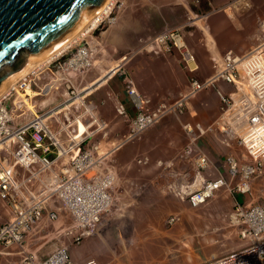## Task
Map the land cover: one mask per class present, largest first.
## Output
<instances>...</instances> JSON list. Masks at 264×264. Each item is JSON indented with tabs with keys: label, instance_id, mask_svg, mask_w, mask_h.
I'll return each instance as SVG.
<instances>
[{
	"label": "crops",
	"instance_id": "1",
	"mask_svg": "<svg viewBox=\"0 0 264 264\" xmlns=\"http://www.w3.org/2000/svg\"><path fill=\"white\" fill-rule=\"evenodd\" d=\"M190 4L191 0H125L110 26L103 32V39H108L112 52L105 74L112 67H118L102 85L94 87L92 84L104 75L92 81L88 87L92 85L94 89L85 96H91L100 90L93 95L96 101L89 102L108 123V134L106 138L97 136L91 143H98L101 150L107 148L104 152L117 145L126 128L127 120L117 115V106L123 104L128 115L133 114L125 94V75L130 77L137 90L155 108L159 102L162 104L186 93L192 77L198 81L208 79L213 74L214 63L220 61L226 52L243 55L264 40V0H207L203 3L200 18ZM195 17L199 18L197 22L193 19ZM188 22L190 27H187ZM165 27H181L184 42L195 55L198 64V70L192 75L183 71L176 53L163 56L139 51L145 41L155 37ZM130 52L137 53L127 55ZM123 57L127 59L121 61ZM53 60L47 64H51ZM47 87L48 85L43 90ZM216 87L225 93L233 91L231 86L221 81ZM216 87L202 90L190 98L182 115L149 128L135 142L126 144L105 157L102 168L112 169L115 175V202L103 221V232L86 242L82 257L94 258L88 260L96 259L100 264H106L107 253L109 260L115 261L110 264H198L203 259L209 261L221 257L247 244V241L239 237V229L232 218L235 200L244 204V195L232 196V207L229 208V204L224 201L229 196H223V192L218 190L212 199L192 214L187 213L182 202L208 179L224 177L228 187L233 181L228 176L226 162L230 156L228 154L232 153L230 147L223 146L218 140L216 145L209 141H199L203 135L199 136L195 129L192 137L187 134L183 137L179 131L180 126L183 129L187 124L192 127L199 124L206 128L219 120L221 103ZM27 89L32 92V85ZM50 89L51 87L47 91ZM47 91L44 93L48 94ZM9 97L11 95L4 101L7 108H11L7 103ZM55 109L58 118L62 120L69 107ZM69 110L70 115L79 114L77 110ZM48 123L56 129L54 120L50 119ZM231 143L233 149V141ZM187 147L191 148L190 154H186ZM200 153L207 156L209 164L213 163V169L209 166V169L201 171L197 165V171L191 177L188 163L194 161ZM39 154L50 160L56 156L52 149L47 153L39 151ZM63 165L62 161L58 162L54 170H59ZM2 205L6 207L9 219V208L3 203ZM177 212L181 215L179 223L172 230L166 229L167 214ZM64 217L61 215L58 220ZM224 218L231 226L237 227L238 237L243 245L221 254L205 248L200 254H195L191 239L207 234L201 239L207 241L210 234H201L200 229L192 234V230L200 225H204V228L211 226L212 231H215V226L221 229ZM107 240L121 245L119 248H126L124 245L127 244L133 245V250L126 249L122 252L121 249L116 251V247L113 250L106 249ZM232 243L237 245L234 240ZM13 261L11 253L0 250V264H11Z\"/></svg>",
	"mask_w": 264,
	"mask_h": 264
},
{
	"label": "built area",
	"instance_id": "2",
	"mask_svg": "<svg viewBox=\"0 0 264 264\" xmlns=\"http://www.w3.org/2000/svg\"><path fill=\"white\" fill-rule=\"evenodd\" d=\"M181 30V27H165L145 41L139 51L163 56L176 53L183 71L192 75L198 70V64ZM30 75L19 81L17 90L25 91L31 86ZM220 81L233 91L225 93L216 87ZM124 87L133 115H128L123 104L117 106L116 113L127 120L128 129L117 145L106 152L101 151L98 143H91L94 135L106 138L108 134V123L99 118L94 105H88V109L76 116L70 115L67 109L62 120L56 109H51L18 121L22 115L16 114L15 104L7 108L4 102L16 90L0 98V201L10 211L9 219L0 224V246L21 248V256L11 264H75L66 245L43 259L26 253L23 250L26 237L44 218L54 222L61 215L71 220L77 243L83 237L96 235L115 201V175L112 169L102 168L105 157L139 139L165 117L182 115L189 99L202 90L216 87L221 103L220 129L236 137L254 161V164L238 165L234 157L227 158L228 176L237 179L230 193L233 197L249 194L253 179L264 177V40L243 55L226 52L214 63L213 74L208 79L198 81L192 77L188 91L172 104L151 107L150 101L126 75ZM50 119L56 122V129L49 125ZM79 121L86 127L82 133ZM194 129L202 136L211 127L183 126L189 137L193 136ZM51 149L56 153L52 160L39 154ZM190 153L191 148L187 147L186 154ZM61 161L64 165L54 170L55 164ZM196 163L202 169L209 167L204 153L198 154ZM222 187H228L224 177L204 182L200 189L188 195V202L194 208L199 207ZM233 208V223L239 229V237L247 244L203 264H264V204L246 205L235 200ZM177 220L172 216L167 222L171 225ZM86 264L97 263L88 260Z\"/></svg>",
	"mask_w": 264,
	"mask_h": 264
},
{
	"label": "rangeland",
	"instance_id": "3",
	"mask_svg": "<svg viewBox=\"0 0 264 264\" xmlns=\"http://www.w3.org/2000/svg\"><path fill=\"white\" fill-rule=\"evenodd\" d=\"M123 1L125 0H117V2L112 6L109 17L108 16L105 17L94 30H91L92 29L91 28L90 30L87 31V33L84 36L74 41L69 47L63 50L61 54H59L60 56L59 55L56 56L57 58H54L51 64H47V65L45 64L46 66L37 70L38 71V72L36 71L37 73H32L30 75V78L32 79L31 81L32 90H33L32 92L29 89H27L25 92L23 90H19L17 91V93L12 92L11 97H9L10 100L7 101V103L10 104L9 106H11V108L13 107V103H14L15 107L17 108L16 114L22 115L19 117L18 121H24L28 118H32L34 115L47 112L51 109L62 108L66 106L69 107V109H72L73 111L77 110L78 113H81L85 111V109H88V105H93L92 103L89 102V100L96 101V98L93 97V95H95V93L97 94L100 90L94 92V94L87 97L85 95L86 93H88V91H85V89L90 87V86L88 87V85L92 81L101 77L102 75H105V72L108 70L106 65L107 62L111 59L112 52L110 51L111 47L109 46L110 43L108 42V39L106 38L103 39V32L110 26V24L116 17L119 11V7H118L119 3H121L122 5ZM204 1L207 0H199L198 3H195L194 0H191L190 7L192 8V10H195L199 14L196 15L199 16V18H200L201 9L203 8ZM199 18L195 17L193 19L194 21L197 22ZM190 22L187 23V27H190L189 26ZM83 53H85V55ZM129 54L132 56L136 53L133 54L132 52H130L127 55ZM123 60H125V57H123L121 61ZM71 63H75V64L71 65ZM116 66L118 67V65ZM121 79L122 78H120V80ZM46 85H48V87L45 91H47L48 88L51 87V89L47 91V93L49 92L48 94H45L44 93L45 91L43 90ZM94 87H92L91 89H94ZM33 92L35 93L34 95ZM22 98L24 99V101ZM177 99L178 98L174 100H166L164 102L165 104H172ZM159 103H157L155 106L157 107ZM130 109L132 108L130 107ZM96 112L99 118L103 119L102 114L101 113L99 114L97 109ZM131 113H133V110H131ZM171 117L174 118V116L172 115L167 116L164 119H162L157 125H159L160 123ZM125 125H126L125 131L124 133L121 134L118 140H120L121 137L127 132L128 123L126 122ZM220 126L221 125L216 120L215 123H212V125L209 126L211 127V130H208L203 135L202 139H200L199 141L201 140L209 141L210 143L216 145V142L218 140L220 141V144H222L223 146L230 147L232 153H229L228 155L234 157L238 165H242L245 163L254 164V161L245 152L243 146L239 144L238 139L232 135H226L225 133H222V131H220ZM179 131L180 133H182L183 137L186 136V133L181 126ZM143 134L140 137H142ZM97 136H100V134L94 135L92 139L96 140ZM232 141H233V149L231 148ZM133 142H130L128 144H131ZM106 149L103 148L101 151L104 152ZM196 159L188 163L189 172H191L192 174L191 177L197 171L198 166L196 163ZM212 165L213 163L209 164L211 170L213 169ZM199 169L201 170L202 168ZM206 169H209V167L204 168V170ZM236 180L237 179L234 178L229 187H223V189L222 188L218 189L223 192V196L225 197L229 196L228 198L227 197L224 198V201L229 204L227 205L229 206V208L232 207L231 197L233 196L229 192V189L234 185V182H236ZM190 181H192V179H190ZM208 181H213V180L208 179L205 182ZM218 190L214 191L213 196ZM210 199H212V197ZM244 200L245 201L243 203L246 205L264 204V177L259 176L253 179L251 184V191L249 194L244 195ZM187 201H188V197H185L184 201L182 202L184 209L187 210V213L189 214H192L194 210H197L204 205L203 204L199 207L194 208L191 205H189ZM179 214H180L179 212H177L176 214H167L166 220L168 221V219L172 216L177 217V219L178 218L181 219V215ZM219 218L220 217H218V219ZM7 219H8L7 209L0 202V224L5 222ZM61 220L51 222L48 221L46 218H44L38 224V226L26 237V240L23 244V250L26 253L36 255L38 258H43L49 255L50 253H52L57 247L66 245L69 247L71 258L75 262V264H85L88 259H94V258L82 257L84 252V247L87 241H89L93 237L100 235L103 232L102 231L103 228H100L99 232L96 235L83 237L79 241V243H77L75 241V236L77 234L76 231L72 229L71 220L68 217H64V219ZM226 220L227 219L225 218L222 219L223 226L221 229H219L217 226L215 227L213 226L215 228V231H212L211 226H209L208 228H204V225H200L199 228H197L196 230L194 229L192 230V234L193 233L196 234L199 229L201 231V234L208 232L210 234L207 237L208 238L207 241H201V239L203 237H206L207 234L200 235L198 237L195 236L194 239L193 238L191 239L190 243L195 254L196 253L200 254L203 248L207 250L209 249L211 250V252L214 251L221 254L229 250L238 249L243 245V241L240 240V238L238 237L237 227L231 226L229 222ZM167 221H165V225H166L165 227L166 229H170V230H172L173 227H175V225L179 223V221L177 220L175 223L170 225L168 224ZM69 231H72L73 233L70 234ZM233 240L237 242V245L232 243ZM120 246L121 245L113 244L110 240H107L105 245L106 249L110 248L113 250L114 247H116L115 248L116 251H119L120 249H121L120 251L122 252H125L126 249L130 251L133 250V245H128V244L124 245L126 248L123 247L119 248ZM2 249L4 248L0 246V250ZM20 251L21 248L19 246H11L7 249H4V252L11 253V258H13L14 261L18 260L19 257L21 256V254H19ZM105 255H106L105 258H107L106 264L108 263L110 264L111 262L115 263V261L109 260L110 257L108 256V253ZM95 261L98 264H100L98 260L95 259ZM205 261L207 260L203 259L198 264H203Z\"/></svg>",
	"mask_w": 264,
	"mask_h": 264
},
{
	"label": "water",
	"instance_id": "4",
	"mask_svg": "<svg viewBox=\"0 0 264 264\" xmlns=\"http://www.w3.org/2000/svg\"><path fill=\"white\" fill-rule=\"evenodd\" d=\"M105 0H0V88L66 39Z\"/></svg>",
	"mask_w": 264,
	"mask_h": 264
},
{
	"label": "bare ground",
	"instance_id": "5",
	"mask_svg": "<svg viewBox=\"0 0 264 264\" xmlns=\"http://www.w3.org/2000/svg\"><path fill=\"white\" fill-rule=\"evenodd\" d=\"M116 0H105L103 4L93 11L78 27L75 31H73L66 39H64L59 44L55 45L49 51L45 52L41 57L36 59H30L25 68L17 74L16 76L12 77L11 79L7 80L3 86L0 88V98L7 94L10 90L15 89L17 90V84L21 79H23L26 75L30 73H34L37 70L41 69L45 64L53 60L56 56L61 54L63 50L69 47L74 41L78 38L84 36L88 30H94L97 25L105 18L109 17L111 12L112 6L114 5ZM123 59V58H122ZM126 60V58H125ZM123 60V61H125ZM121 66V65H120ZM117 66L112 67L110 71L107 72L103 77L99 78L94 84L96 86L102 85L107 78L113 75L114 71L116 70ZM92 85L85 89V91H91ZM29 88V87H28ZM10 89V90H9ZM27 89V88H26ZM9 90V91H8ZM8 91V92H7ZM26 91V90H25ZM24 91V92H25ZM7 92V93H6ZM23 99V98H22ZM24 101V99H23ZM79 132L82 133L86 130V127L79 121L78 122Z\"/></svg>",
	"mask_w": 264,
	"mask_h": 264
}]
</instances>
